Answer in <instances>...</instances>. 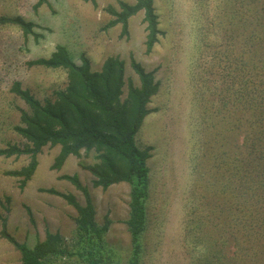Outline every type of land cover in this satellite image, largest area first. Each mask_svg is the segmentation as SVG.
Here are the masks:
<instances>
[{"label":"trees","instance_id":"trees-1","mask_svg":"<svg viewBox=\"0 0 264 264\" xmlns=\"http://www.w3.org/2000/svg\"><path fill=\"white\" fill-rule=\"evenodd\" d=\"M85 1L98 7V0ZM155 1H118L119 9L107 7L106 12L113 17L108 28L121 25L122 37L127 36L130 19L143 12L146 50L151 54L162 35ZM45 2L39 0L37 6ZM226 10L231 20L221 28L223 48L213 51L212 63L203 68L207 80L220 82L214 86L213 99L207 101L215 108V144L202 161L195 159L192 169L187 204L197 215L187 218L188 225L197 224V232L187 235L186 242L198 252L192 264H208L209 258L217 264H264V0H229ZM0 23L18 25L25 37L33 33V23L20 17L2 18ZM81 61L77 64L67 47L58 45L49 58L29 62L30 66L64 70L68 84L55 92L53 100L44 102L20 82L13 85L11 92L28 106V110H21L20 121L13 129L24 144L1 148L0 157H30L20 170L6 172L19 178L20 189L24 190L38 169V156L45 147L61 148L52 167L55 171H60L72 156L94 155L93 163L80 166L93 175L95 187L107 190L121 183L131 186L126 220L132 241L130 264H141L151 195L150 149H141L136 138L151 113L149 104L158 95L160 83L155 71L147 72L136 60L131 65L140 79L138 86L126 79V63L119 56L108 57L100 71L92 70L86 56ZM127 84L128 94L123 99ZM61 179L84 194L85 205L70 193L54 188L41 191L62 198L76 210L75 247L69 249L60 233L49 231L32 248L17 242L6 229L4 238L20 251L22 264H49L55 259L107 264L104 248L111 220L107 217L103 224L98 222L90 191L79 175ZM6 200L10 202L9 197ZM201 259L206 260L199 262Z\"/></svg>","mask_w":264,"mask_h":264},{"label":"rangeland","instance_id":"rangeland-1","mask_svg":"<svg viewBox=\"0 0 264 264\" xmlns=\"http://www.w3.org/2000/svg\"><path fill=\"white\" fill-rule=\"evenodd\" d=\"M118 1L135 4L137 0H98L97 8L85 0H46L40 7L39 0H0V19L20 17L34 25L33 33L25 37L18 25L0 23V149L24 144L13 130L21 110H28L25 102L11 92L16 82L42 102L53 100L56 91L67 87L64 70L29 65L49 58L58 45L67 47L79 65L81 57L86 56L93 71H100L108 57L119 56L126 63V79H132L136 86L140 79L132 68L133 60L147 72L155 71L160 91L149 104L151 113L136 138L141 149H150L151 195L141 264H192L198 252L186 240L187 235H195L197 224L188 225L187 217L197 214L187 200L195 159L202 161L215 144V108L207 101L213 99L214 86L220 83L207 80L203 68L212 63V52L223 48L221 28L231 20L226 10L229 0H156L162 35L151 54L146 50L143 12L130 19L127 36L122 37L121 25L108 28L113 17L105 9L111 5L119 9ZM127 94L128 84L123 99ZM60 150L59 146L43 149L38 169L24 190L20 189L19 178L6 172L20 170L30 157H0V264H22L20 251L4 238V229L31 248L43 241L48 231L60 233L69 249L75 247L76 210L62 198L41 191L54 188L70 193L85 205L84 194L61 179L75 174L90 191L98 222L103 224L107 217L112 222L105 238L107 264H130L132 241L126 220L131 186L121 183L107 190L95 187L93 175L80 166L93 163L94 155L72 156L60 171L53 170ZM208 260V264H217V260ZM49 264L83 263L55 259Z\"/></svg>","mask_w":264,"mask_h":264}]
</instances>
